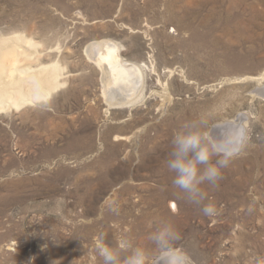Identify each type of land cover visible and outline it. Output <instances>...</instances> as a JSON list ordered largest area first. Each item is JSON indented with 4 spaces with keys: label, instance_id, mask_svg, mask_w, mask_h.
<instances>
[{
    "label": "rangeland",
    "instance_id": "1",
    "mask_svg": "<svg viewBox=\"0 0 264 264\" xmlns=\"http://www.w3.org/2000/svg\"><path fill=\"white\" fill-rule=\"evenodd\" d=\"M14 37L32 53L20 75L56 74L0 108V264H103L102 244L152 249L163 218L188 264H264V0H0ZM104 41L142 67L133 98L107 91L88 50ZM201 114L234 151L245 124L246 146L197 205L166 161Z\"/></svg>",
    "mask_w": 264,
    "mask_h": 264
},
{
    "label": "clouds",
    "instance_id": "2",
    "mask_svg": "<svg viewBox=\"0 0 264 264\" xmlns=\"http://www.w3.org/2000/svg\"><path fill=\"white\" fill-rule=\"evenodd\" d=\"M224 141L209 133V122L203 114L187 120L172 139L170 158L166 161L168 171L174 173L173 186L178 195L192 204H200L206 199L204 185L216 187L233 157L246 146L245 139L239 140L236 151H225ZM201 211L206 216H214V203H206ZM181 234L174 223L163 218L150 234L153 248L135 245L130 239L122 238L116 245H100L98 255L103 264H175V256L182 254L177 249Z\"/></svg>",
    "mask_w": 264,
    "mask_h": 264
},
{
    "label": "bare ground",
    "instance_id": "3",
    "mask_svg": "<svg viewBox=\"0 0 264 264\" xmlns=\"http://www.w3.org/2000/svg\"><path fill=\"white\" fill-rule=\"evenodd\" d=\"M22 41V37L0 40V108L4 107L5 105L10 106L11 104H16L19 102V100L23 99L29 93L51 83L53 77L56 74L54 67L48 66L40 68L38 70L28 68V70L26 71H21L25 72L24 76L20 75L18 71L22 67L18 69L19 67L17 66L21 65L22 62L27 63L28 61L32 60V53L29 50L27 51L22 49ZM88 50L90 51L92 59H95V61H97L100 66H104V69H106L109 75L107 78V82L109 84V88H107V91H112V93H110L113 94V96H121V99H119L120 102L126 99L133 98L134 93H136V89L137 87H139L138 85L142 78V67L133 62H126L122 60L119 49L116 46V43L114 44L113 42L104 41L102 45L95 46L94 50L93 48H89ZM8 58L12 61L11 65L13 66L11 69L9 67L10 70L7 69L8 67L6 63V60ZM261 80L262 79H260V81ZM111 94L109 95L111 96ZM112 102L114 101L111 98V103ZM244 127L245 124L240 126V130H237V134L239 135L238 140L244 137ZM235 143L236 145H238L239 141ZM222 147L223 149H232V151L236 149V147L232 144L231 146L222 145ZM178 255H176L174 258L175 264H188L187 262H185L184 258Z\"/></svg>",
    "mask_w": 264,
    "mask_h": 264
},
{
    "label": "water",
    "instance_id": "4",
    "mask_svg": "<svg viewBox=\"0 0 264 264\" xmlns=\"http://www.w3.org/2000/svg\"><path fill=\"white\" fill-rule=\"evenodd\" d=\"M178 256L184 258V256L182 254H179ZM185 262H187L186 258H184Z\"/></svg>",
    "mask_w": 264,
    "mask_h": 264
}]
</instances>
